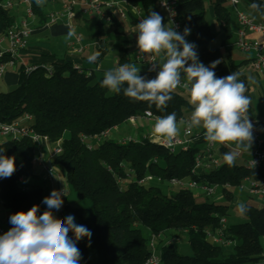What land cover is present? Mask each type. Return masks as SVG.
<instances>
[{
  "label": "trees",
  "instance_id": "obj_1",
  "mask_svg": "<svg viewBox=\"0 0 264 264\" xmlns=\"http://www.w3.org/2000/svg\"><path fill=\"white\" fill-rule=\"evenodd\" d=\"M39 26L34 32L46 27L42 6L30 0ZM157 0H128L144 10L147 17ZM206 0H177V11L183 28L190 29L188 42L194 43L198 59L203 64L219 60L213 69L216 77L231 74L232 64L223 58L218 46H211L215 37L204 16ZM210 1V0H208ZM249 5H264V0H245ZM214 18L228 27L231 12L227 0H213ZM256 11V10H254ZM264 11V9H262ZM13 9L0 5V34L14 25ZM116 32L123 30L120 22L107 15L105 20ZM104 21L95 22V33L103 34ZM52 35L67 33L62 25L49 27ZM101 54L105 50H98ZM99 56V57H100ZM8 55L0 56V62ZM129 64L126 47H119L117 64ZM27 70L23 64L15 70L6 69L3 80L14 88L0 91V121L12 122L24 114L32 116V127L44 134L60 151L52 164L63 173L64 179L76 197L88 199L91 207L63 205L65 212H72L76 225H83L92 233L77 241L82 264H144L149 256L140 225L146 226L150 234L160 235L167 229L185 232L192 249L191 254L179 253L172 242L158 238L157 245L162 264H264V249L260 237L264 235V204L258 206L246 201L248 211L241 214L243 222L227 224L225 235L235 240L232 251L226 245L213 243L207 235L220 225V217L228 214L227 203L198 199L191 188L178 187L172 193H162L152 181L164 182L170 178L194 179L209 185L228 184L222 190L227 201L233 199L229 187L237 186L245 176L264 178V165L246 168L235 163L229 167L222 162L210 171H193L194 158L198 151L195 144L186 149L169 152L162 144L146 139L120 142L111 137L103 139L96 147H87L83 135L99 133L113 128L132 115L140 116L146 110L157 117L176 113V119L193 109V105L180 90L172 93L167 107L157 109L148 102L134 101L121 93L116 94L101 87L104 75L96 76L94 69L87 74L86 67L75 65L69 59H54L50 66L33 64ZM34 144L28 137H7L0 141V155L15 158V171L8 178L0 177V200L8 210L7 229L12 225L9 218L20 210L27 211L38 205V215L47 210L43 200L48 191L40 184L27 182L36 174L31 166ZM150 181H142L146 176Z\"/></svg>",
  "mask_w": 264,
  "mask_h": 264
},
{
  "label": "clouds",
  "instance_id": "obj_2",
  "mask_svg": "<svg viewBox=\"0 0 264 264\" xmlns=\"http://www.w3.org/2000/svg\"><path fill=\"white\" fill-rule=\"evenodd\" d=\"M44 2L36 0L38 6H43ZM250 7L264 15V5L252 3ZM126 31L138 33L140 53L161 57V62H156L149 69L155 70L158 64L157 75L147 79L139 75L140 68L125 63L106 71L101 87L116 94L123 91L126 97L148 102L150 106L154 104L157 109L167 107L178 86L188 88L189 102L194 108L190 121L177 122L176 113L172 112L155 122L153 133L165 141L164 146L172 148L179 134L178 124H187L189 129L202 126L204 138L209 143L224 145L225 142H233L245 151L251 149L253 124L247 115L251 101L245 95L246 84L239 79L240 72L217 78L213 69L220 61L205 66L198 59L195 44L185 39L190 29L185 28L180 34L173 27H166L163 17L155 11L141 19L134 30ZM67 35L69 38L75 35L74 29L69 28ZM99 56V51L93 52L87 57L88 63H96ZM185 77L186 83L182 84ZM223 159L232 167L237 153L225 152ZM14 171L15 158L0 155V177L8 178ZM63 190H53L44 198L47 210L42 214L38 215L39 206L33 205L27 211L20 210L10 216L12 227L0 234V264H79L81 252L76 242L82 237L90 238L92 233L83 225H76L72 215L63 220L54 217L52 210L58 211L62 206ZM237 208L241 214L248 211L242 201Z\"/></svg>",
  "mask_w": 264,
  "mask_h": 264
},
{
  "label": "built area",
  "instance_id": "obj_3",
  "mask_svg": "<svg viewBox=\"0 0 264 264\" xmlns=\"http://www.w3.org/2000/svg\"><path fill=\"white\" fill-rule=\"evenodd\" d=\"M22 0H19L20 2ZM61 3V8L58 10L52 9L48 14V23L53 24L57 21H62L70 28H73V19L75 18L76 11L82 16H92L105 19L107 15L114 16L116 19L124 22L127 21L130 30H134L137 23L141 19L146 18L144 10L140 5L131 4L128 0H57ZM227 3L234 7L235 16L240 29L237 32L235 45L238 49L243 52L253 51V54L250 59L251 67L257 72L264 75V40L258 41L256 39H248L246 36V31L257 32L264 36V23L256 21L253 17L249 16L242 9L238 8L240 0H227ZM0 5L5 9H13L15 7L14 0H0ZM156 6L163 10V23L166 27L171 28L180 34H183L184 28L182 25V20L177 11V0H157ZM34 10L32 5H28L25 9V16L21 18L18 23L10 26L4 33L0 34V56L7 54L8 58L4 62H0V79L3 78V75L8 67H15L19 65V54L22 50L27 47L28 40L30 38L33 29L29 26L27 18H35ZM133 33L136 38L138 33ZM189 34L185 37L188 41ZM81 39V34L75 33L74 39L67 43L70 49L75 48V44L79 43ZM83 47L80 46L79 50H82ZM134 60L138 62H143L147 73L156 77L159 70L158 64L156 69L150 71L149 69L153 68V65L156 64L157 59L156 55L142 54L139 52L137 43L134 46ZM191 63V61H189ZM187 66V65H186ZM209 66V64H206ZM33 65H26L27 70L32 69ZM87 74L91 73L90 69L85 71ZM186 83V78L182 80V84ZM190 87V86H189ZM177 90L187 92L190 94L189 89L183 86H178ZM138 117H146L157 120L160 117L154 116L150 111L146 110L140 116H130L126 119L128 122H133ZM191 115H184L179 117L177 120L190 121ZM250 121L253 124V136L256 141H258V131L255 126L253 118L248 116ZM32 116L30 114H24L22 117L14 120L12 122H3L0 121V137H28L34 144V155L31 160V166L35 164H40L43 171V180L46 183L50 184V189L48 195L50 196L54 188L52 187L56 180L59 179V173L52 164V160L56 153L60 151L58 146H53L51 141L44 135L32 127ZM114 128V127H113ZM113 128H107L101 130L99 133L91 135H83L82 141L89 148L96 147L103 139L109 137L110 132ZM193 128L189 129L187 124L183 125L182 135H177L175 137L172 148L164 146L165 141L161 138L156 140V142L162 144L169 152H174L177 148L186 149L190 145L192 137ZM129 140H136L131 136H125L120 138V142H127ZM154 141V140H153ZM215 143H209L205 140V147L201 151H197L194 158V168L193 171L198 173L197 170L202 166L204 162L210 167L216 168L218 165L217 159L213 156V146ZM42 149H46L48 156L46 159L42 158ZM264 165V150L255 147L251 150L250 158L246 161V168H260ZM213 169V168H212ZM152 176H146L142 181L152 180ZM160 181V178H157ZM167 182L171 185H176L178 187H187V188H201L207 195H212L216 190L218 184L209 185L206 183H200L194 179L191 180H182L179 178H170ZM220 185V184H219ZM225 187H228V184H222ZM241 188H246L251 196L259 195V197L264 201V178H252L251 176H245L242 181L237 185ZM224 187V188H225ZM64 188L62 184L57 187V191H62ZM64 193V190H63ZM62 193V194H63ZM1 204V200H0ZM53 215L56 219L63 220L65 218V211L63 204L60 209L57 211L52 210ZM220 225L214 230H208V238L215 244L219 245H232L235 243V240L229 238L225 235V227L227 225L226 217H220ZM76 224V223H75ZM7 231L5 227L0 222V234H3ZM74 235V234H73ZM160 235L150 234L149 237L145 240V245L149 250V256L145 260L144 264H162V260L159 254V249L157 241ZM165 243H171L170 240L165 241ZM260 262H255L253 264H259Z\"/></svg>",
  "mask_w": 264,
  "mask_h": 264
},
{
  "label": "crops",
  "instance_id": "obj_4",
  "mask_svg": "<svg viewBox=\"0 0 264 264\" xmlns=\"http://www.w3.org/2000/svg\"><path fill=\"white\" fill-rule=\"evenodd\" d=\"M213 0H210L211 4H212ZM57 4L61 3L56 2V0H52L51 1V5H50V9H55L54 6H57ZM229 4H228V8H229ZM160 9V8H159ZM162 10V9H161ZM152 11H155L157 13H159L160 15L163 14V10L160 12L158 10H156L155 8L152 9ZM231 12V11H230ZM245 12V11H244ZM255 14H251L249 13V16L253 17L256 21H260L264 23V15L261 14V12H257L255 11ZM214 16V15H213ZM97 18V20H102L104 21L105 19H101L99 17H94ZM36 17L33 19V21L35 22V27L34 30L37 26H39L38 21L36 22ZM92 16H82L81 14L78 13V11H76L75 14V18L73 19V28L75 33H80L81 34V39L79 43L75 44V48L74 49H70L67 45L68 42L72 41L74 39V36H72L71 40H68L67 42L61 41L59 40L56 36L58 35H51L53 36V38L50 39V42H46V40L39 38L37 40V43H29L27 44V47L22 50L19 54V64H23L24 66L26 65H33L35 63H42L46 66H50V62L54 59H61V58H65V59H69L71 61H73L75 63V65L78 66H83L86 67L87 69H94L95 72H99L102 71V66L101 64H99L98 62L94 63V64H88L87 57L89 55H91L93 53V48L95 47V52H97L98 50H105V52L103 54H101V56L99 57L100 59L104 58L105 56L108 55V44L109 42L105 41L102 37V35H97L95 33V22L91 23ZM215 19V18H214ZM118 20V19H117ZM120 22V24L122 25V21L118 20ZM215 25L212 29V31H214L215 33L218 32L219 33V43H218V47L220 49V51L223 54V58L226 59L229 63L232 64V68H231V73L233 72H240L241 76L239 77L240 80L244 81L246 84V92L245 95L248 96L250 98V106L249 109L247 111V115L250 116L251 118H253L254 122H255V126L256 129L258 131V141H256L255 139L253 140L251 149L245 151L243 149V147H237V145L233 142H225L224 145H221L220 143H215L213 146V156L215 157V159H217L218 161V165H220L222 162H224L223 159V154L225 152L228 151H233L235 153H237V159L235 161V163L237 164H242L245 165L246 161L250 158L251 155V150L255 147H258L261 150H264V99L258 97L257 95V91H256V85L258 83H262L264 85V75L257 72L256 70H254L251 65H250V59L251 56L253 54V51L250 50L249 52H243L240 49L237 48V46L235 45V40H236V36H237V32L240 29V25L237 22L235 13L231 12V20L228 24V27L224 28L223 27V22L220 23L215 19ZM52 25H62L64 27L67 28V30L69 31V28L67 25H65L64 22L62 21H57L53 24H47L44 23V29H49L50 26ZM113 26V25H112ZM129 26V25H128ZM39 30V32H41L42 30ZM104 29V27H103ZM33 30V32H34ZM67 31V33H68ZM131 33V32H130ZM132 34V37L127 40V43H130L131 49H132V53L134 51V46L137 43V38L136 36ZM89 36V37H87ZM216 36V34H215ZM246 36L248 39H256L258 41H263L264 40V36L261 35L260 33L257 32H250V31H246ZM87 39H91V41H87ZM44 41L45 45H41L40 43ZM120 42V41H119ZM121 44V43H120ZM82 46L83 49L79 50V47ZM126 47L127 49L129 48V45H119V47ZM64 47V48H62ZM119 49V48H118ZM99 59V60H100ZM157 62H161V57L160 56H156ZM116 60H118V58L116 57ZM133 61L135 62L134 64L130 63L131 65H135L136 67L140 68V72L139 75L141 76H145L147 79H153L154 77L150 76L147 71H146V67L144 65L143 62H138L134 60V53H133ZM206 66V64H204ZM119 66V65H118ZM117 66V67H118ZM16 67V66H15ZM15 67H8V71H13L15 70ZM116 67H114L113 69H115ZM181 75L183 76L184 74L181 73ZM249 77H251V79L249 80ZM186 78V77H185ZM184 78V79H185ZM184 92V91H182ZM187 93V92H184ZM188 94V93H187ZM190 96V94H188ZM190 101V99H188ZM194 108L187 111L185 113V115H191V113L193 112ZM138 118H145L146 117H138ZM180 120H177V122H179ZM119 125L114 127L111 132L109 137L111 138H115L117 140H119L120 138H123L125 136H131V135H125L123 134L121 131L117 132L116 134H113L112 131L118 129ZM179 134L178 135H182V128L183 125H179ZM141 131V130H140ZM137 135L131 136L134 139H146V140H158L159 137H157L153 131H149V132H140ZM204 132L205 130L203 129L202 126L200 127H193L192 130V137H191V141H190V145L193 143L195 144V146L198 148V151H201L204 149L205 147V138H204ZM254 137V136H253ZM4 140V139H2ZM0 140V141H2ZM189 145V146H190ZM179 149V148H177ZM48 156V153L46 151V149H42V158L46 159ZM36 172L35 175H33L31 178L33 179V183L31 184H39L37 182H40L39 179L42 177L43 180V171L41 169L40 164H35L33 166ZM212 168L214 167H210L207 162H204L202 164V166L197 170V172H207L210 171ZM57 172L59 173V179L55 181V185L53 184V188L54 190L57 189V187L59 185L62 184L63 181H65L63 173L60 169L57 170ZM199 194H203V190L200 188H197ZM250 197L249 198V202H252L254 204L258 205V201H255L254 199L252 200ZM258 199V198H257ZM260 200H262L259 197ZM240 202V201H238ZM45 207L47 208V205L44 203ZM261 204H259L258 206H260ZM8 215V210L6 208L3 207L2 204H0V222L2 223V225L4 226V224L7 225L6 223V216ZM264 241V240H263ZM261 243V240H260ZM263 249H264V245L263 242L261 243ZM79 264H82L81 261H79Z\"/></svg>",
  "mask_w": 264,
  "mask_h": 264
},
{
  "label": "rangeland",
  "instance_id": "obj_5",
  "mask_svg": "<svg viewBox=\"0 0 264 264\" xmlns=\"http://www.w3.org/2000/svg\"><path fill=\"white\" fill-rule=\"evenodd\" d=\"M15 1V7L13 8V11L15 12L16 15V23H18L22 17L25 16V9L28 7V5H32L30 0H22L20 2H18L19 0H14ZM51 1L52 0H45L44 4H43V11L46 17V22L48 23V16L47 14L51 11L50 9V5H51ZM56 2L59 3V1L56 0ZM229 10L232 13H235V9L234 7H232L231 5H229ZM55 9L54 10H58L61 8L60 4H57V6H54ZM156 10L158 11H162L161 9H159L156 5L154 7ZM239 9H242L243 11H245L248 15L249 13L251 14H255L256 12L250 7V5L245 1V0H240V3L238 5ZM34 16L36 17V22H37V16L34 13ZM204 16L207 19L211 29H213L214 25H215V19L213 16V9H212V4L210 1L206 0L205 1V11H204ZM97 18L92 17L91 19V23H94L96 21ZM28 24L29 26L34 30L35 27V22L33 21V19L31 17L27 18ZM60 21V20H59ZM122 27L123 30L121 32H116L113 29V26L111 23H108L106 21H104V31L102 34V37L105 41L109 42L108 44V55L105 56L104 58L100 59L98 57L97 61L99 64H101L102 66V71H99L96 73V76L99 77L101 75H104V73L108 70L113 69L114 67H117V61L116 57L118 58V48L119 45H129L128 47V55L130 57L131 63H135L133 61V53H132V49L130 46V43H127V40H129L132 37V34L130 33V31H126L130 30L129 26H128V22L124 21L122 23ZM216 36L212 39V41L210 42L211 46H217L219 43V33L216 32L215 33ZM59 40L67 42L68 40H71V38L68 37L67 33H63L60 34L58 36H56ZM89 37V36H87ZM41 38V39H45L46 42H50V39L53 38V36L50 34V30L44 29L41 32L37 31V32H32L30 35V38L28 40L29 43H37V40ZM87 41H91V39H87ZM120 41V42H119ZM121 43V44H120ZM41 45H45V42L42 41L40 43ZM64 48V47H62ZM93 52H95V47H92ZM100 59V60H99ZM87 61V60H85ZM89 64V63H88ZM91 65V64H90ZM14 88V85H8L7 83H5V81L3 79H0V91H8ZM256 91H257V95L258 97L264 99V85L262 83H258L256 85ZM183 94L190 99V96L187 93ZM156 120L151 119V118H136L133 122H128L125 121L123 123H121L118 127V129L113 130L112 133L116 134L117 132H122L125 135H137L139 133V131L141 130L142 132H149V131H153L154 125H155ZM140 131V132H141ZM7 137H0V140L2 139H6ZM60 169V168H59ZM40 182L39 183L42 188L43 191H49L50 189V184L46 183L44 180H42V177L39 179ZM27 182L28 183H33V179L31 177L27 178ZM151 183L157 185L159 187V189L161 190L162 193L165 194H169L172 193L174 191H176L178 189V186L176 185H171L169 184L167 181L164 182H158L157 180L152 181ZM56 184V183H55ZM54 184V185H55ZM62 187L64 188V193L62 198L63 201V205H71V206H80V207H91V202L88 199H80L78 197H76L74 190L72 189V187L69 185V183H67L66 181L62 182ZM225 186H223L222 184H218L216 190L214 191V193H212V195H207L204 191L203 194H199L198 189L197 188H191L193 194L195 195L196 198L198 199H206V200H211V201H215L216 203H227L229 208H228V214L226 216V222L227 224H233V223H238V222H243L244 218L242 217L241 213L239 212L238 208H237V204L239 203L238 201H242V202H246L249 200L250 197L252 200L254 199L255 201H258V205L264 204L263 200L259 199V195H253L251 196L248 192V190L246 188H241L240 186H233V187H229V189H231L232 193H233V199L231 201H227L226 198L223 197L222 195V190L224 189ZM200 189V188H199ZM258 198V199H257ZM69 215H72L74 217V223H76V217L72 212H65V218ZM5 229H7V225L4 224ZM141 229V232L143 234V236L145 237V240L149 237L150 235V230L149 228H147L146 226L140 225L139 226ZM8 231V229H7ZM161 241L165 242L167 240H170L173 244V247L182 254H191L192 253V249L188 243V237L187 234L185 232H176L175 229H167L166 231L160 233ZM261 243L263 242L264 245V235L260 237ZM225 251H232V246H226L225 247Z\"/></svg>",
  "mask_w": 264,
  "mask_h": 264
}]
</instances>
